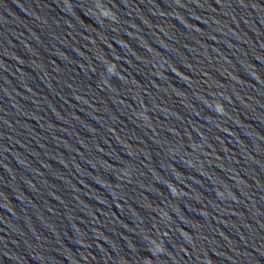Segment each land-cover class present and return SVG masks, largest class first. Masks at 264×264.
<instances>
[{"label": "clouds", "instance_id": "clouds-1", "mask_svg": "<svg viewBox=\"0 0 264 264\" xmlns=\"http://www.w3.org/2000/svg\"><path fill=\"white\" fill-rule=\"evenodd\" d=\"M162 250V249H161Z\"/></svg>", "mask_w": 264, "mask_h": 264}]
</instances>
